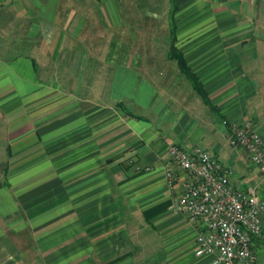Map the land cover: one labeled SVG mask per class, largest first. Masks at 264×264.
Returning <instances> with one entry per match:
<instances>
[{
  "label": "crops",
  "instance_id": "obj_1",
  "mask_svg": "<svg viewBox=\"0 0 264 264\" xmlns=\"http://www.w3.org/2000/svg\"><path fill=\"white\" fill-rule=\"evenodd\" d=\"M148 11L144 23L137 0H0V15L30 37L23 51H0V264H212L175 209L167 151L221 160L220 137L248 120L264 136L254 116L264 110V0H163ZM62 58L92 68L42 65ZM102 64L125 72L116 81Z\"/></svg>",
  "mask_w": 264,
  "mask_h": 264
},
{
  "label": "built area",
  "instance_id": "obj_2",
  "mask_svg": "<svg viewBox=\"0 0 264 264\" xmlns=\"http://www.w3.org/2000/svg\"><path fill=\"white\" fill-rule=\"evenodd\" d=\"M229 144L244 151L259 170L260 182L243 183L242 176L210 151L171 144L167 151L165 179L178 190L175 209L196 229L197 257L212 264H259L255 239L264 233V136L257 123L235 124Z\"/></svg>",
  "mask_w": 264,
  "mask_h": 264
},
{
  "label": "rangeland",
  "instance_id": "obj_3",
  "mask_svg": "<svg viewBox=\"0 0 264 264\" xmlns=\"http://www.w3.org/2000/svg\"><path fill=\"white\" fill-rule=\"evenodd\" d=\"M137 3L141 4V6L143 5V11H144V23H147L150 18L147 17L146 15H148V13H151L148 10H156L157 8L159 9L163 7V0H137ZM124 5V3H123ZM161 11V10H160ZM152 21V20H150ZM153 22V21H152ZM155 22V21H154ZM137 22L136 21H132V22H126L124 30H122L123 32H127L128 35H133L136 34V27H137ZM24 23L23 21H15L14 19H12L11 16H8L7 14H1L0 15V39L1 42L3 43L0 46V51L4 54H6L7 52L10 51H23L24 47H23V43L25 41V39H27L28 35L27 33L23 30L24 28ZM145 26V25H143ZM142 25L138 28V32L139 29H143V32L147 33V30L143 27ZM154 26H157V23H155ZM151 32H155V30H152ZM120 33V32H119ZM118 33V34H119ZM49 34L56 37V32L54 31H49ZM131 35V36H132ZM146 36V35H145ZM119 37V35H118ZM30 40V37H28ZM42 38L40 36H38L36 38L35 41L31 40V43L36 45V47L32 48V50H37L39 49V45L42 43ZM49 43V41H47ZM30 42L27 41V44H29ZM50 44V43H49ZM53 44L48 45V47H46V50L49 52V54H53L55 53L56 47L52 46ZM67 48L63 49L62 54L67 55ZM49 58V57H48ZM64 58V57H63ZM63 58L61 59V61L59 62H47V63H43L42 65L45 66L46 70L52 71V72H69L72 70H82L83 72H87L90 71L92 68V64H88V63H72V62H63ZM117 68H115L114 66H107L102 64L100 67H98L97 71H100L101 73L105 72V73H111L112 74L115 72V80L118 81V77L120 74V70L119 65L117 64ZM125 72V71H123ZM96 82H98V85H100L99 87H101V85L103 84V78H96L95 79ZM63 81L66 82H71L72 80L70 79H63ZM255 117L258 118V124L259 126H261L264 130V110H260L257 111L254 114ZM218 144L221 146L220 150L215 151L218 153V157L221 158V161H223V163L225 165H227L228 167L232 168L233 170H235L236 174L239 175H243L242 176V180L243 183H249V181H255V182H260V177L257 178L255 174H248L247 171L249 169V163H247V161L244 159L243 153L241 154L239 149H236L234 147H232L229 143H228V139L227 137H220V140L218 142ZM201 147H207L209 149H211V147L209 145H201ZM244 152V151H242ZM256 169V168H255ZM245 176V177H244ZM253 183V182H252ZM259 190L262 193V195L264 196V180L263 182L260 183L259 185ZM17 226H19V224H17ZM22 232V231H20ZM18 241V239H17ZM20 242V240L18 241V243ZM18 246V245H17ZM259 251V254L262 258V260L264 261V250L261 251L260 249H257Z\"/></svg>",
  "mask_w": 264,
  "mask_h": 264
},
{
  "label": "trees",
  "instance_id": "obj_4",
  "mask_svg": "<svg viewBox=\"0 0 264 264\" xmlns=\"http://www.w3.org/2000/svg\"><path fill=\"white\" fill-rule=\"evenodd\" d=\"M178 62H179V65H180V67H181V70H183V71L187 70V68H186V64H185V61H184V59H183L181 56H179ZM193 79H194V78H193ZM196 88H197L198 92L201 94V96H203L204 100H205L207 103H209L208 97H207L206 94L204 93V91H203V89H202V87H201V84H197ZM119 104H120V106L123 108V110H124L127 114L132 115V116H135V117H137V118H140V117H141V116L135 115L134 113H132V112H130L129 110H127V108L124 106L123 103H119Z\"/></svg>",
  "mask_w": 264,
  "mask_h": 264
}]
</instances>
